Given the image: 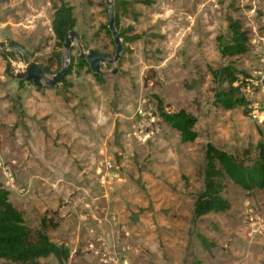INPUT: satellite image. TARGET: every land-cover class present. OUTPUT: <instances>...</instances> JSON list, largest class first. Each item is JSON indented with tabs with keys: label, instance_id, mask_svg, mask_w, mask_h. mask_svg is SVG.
I'll return each mask as SVG.
<instances>
[{
	"label": "rangeland",
	"instance_id": "rangeland-1",
	"mask_svg": "<svg viewBox=\"0 0 264 264\" xmlns=\"http://www.w3.org/2000/svg\"><path fill=\"white\" fill-rule=\"evenodd\" d=\"M65 1L77 21L68 53L77 58L81 43L112 58V37L103 28L108 5ZM113 1L127 39L117 62L101 63L102 81L75 59L64 84L37 88L24 80L19 87L7 58L15 71L26 62L0 53V183L32 241L44 218L49 238L70 250L63 262L50 255L41 264H104L89 248L91 227L110 256L126 264H264V188L246 190L226 179L222 195L230 208L193 215L206 144L246 161L264 143V0ZM59 2L0 0V40L22 44L50 69L47 77L67 57L51 28ZM229 18L246 33L244 54L218 51ZM228 63L247 74L245 107L214 103L212 72ZM139 106L154 121L140 120ZM160 109L194 115L196 139L182 142ZM133 126L150 132L146 141ZM198 234L213 245L204 246Z\"/></svg>",
	"mask_w": 264,
	"mask_h": 264
},
{
	"label": "trees",
	"instance_id": "trees-1",
	"mask_svg": "<svg viewBox=\"0 0 264 264\" xmlns=\"http://www.w3.org/2000/svg\"><path fill=\"white\" fill-rule=\"evenodd\" d=\"M59 1V4L54 7L51 28L56 46L63 48L67 32L75 30L77 21L73 6L65 0ZM140 1L147 4L150 3V0ZM107 24L103 28L106 33L110 34ZM115 27L120 38L123 40L127 39L125 32L128 29L119 27V19L116 14ZM241 28L239 20L228 19L227 35L218 36L217 38L218 51L221 55L236 56L247 51V36ZM31 54L34 57L33 53ZM7 55L11 56L12 53L8 52ZM60 58L61 52H58L57 61ZM75 59L78 67L86 66L87 70L92 72L85 59L79 55L75 58L69 53L67 72L62 78L61 84H64L66 76L72 73ZM41 68L45 73L50 72L47 67L41 66ZM92 73L97 81H102L101 73ZM212 75L218 85L214 93V103L217 106L231 109L248 105V100L241 91L246 84L244 79L247 74L244 75L241 70L228 63L213 70ZM17 80L20 87L24 79L17 78ZM159 116L164 123L179 132L182 142H192L196 139L198 135L195 130L197 118L194 115L183 109L175 112H167L160 109ZM204 157L203 188L196 195L193 203V215L195 218L210 212H224L230 208V202L222 195L226 179L246 190L264 188V143L260 142L257 144L255 158L245 161L218 148L214 143L208 142L205 146ZM46 228V220L42 218L40 228L36 230V239L32 241L23 214L9 200V191L0 183V260L4 259L18 264H41L40 258L53 255L58 262L65 261L70 255L69 248L64 244H57L51 240ZM197 237L204 246L213 245L211 242L208 243L207 238L202 234H198Z\"/></svg>",
	"mask_w": 264,
	"mask_h": 264
},
{
	"label": "water",
	"instance_id": "water-1",
	"mask_svg": "<svg viewBox=\"0 0 264 264\" xmlns=\"http://www.w3.org/2000/svg\"><path fill=\"white\" fill-rule=\"evenodd\" d=\"M107 5L108 12V29L110 31L112 41L114 44V55L112 58H107L102 56L96 50L92 48L84 49L81 43H78L79 46V56L86 60L89 65V68L94 73H101L100 65L101 63H115L120 57L122 50L121 38L118 34V31L115 27V3L113 0H103ZM77 39V33L75 30H70L67 32L65 36V40L63 42V48L65 49L66 59L65 64L56 71L51 77H47L45 71L41 68L39 63L35 60L32 54L20 43L10 40L7 42L0 40V53L7 58V53H13L17 58L23 59L26 62V68L23 71H15V69L11 66V61L7 58V70L16 78H22L26 81L32 82L34 86L37 88H41L43 86L55 88L61 80L63 76L67 72L68 62H69V50L73 44V41ZM112 72H116L115 69Z\"/></svg>",
	"mask_w": 264,
	"mask_h": 264
},
{
	"label": "built area",
	"instance_id": "built-area-1",
	"mask_svg": "<svg viewBox=\"0 0 264 264\" xmlns=\"http://www.w3.org/2000/svg\"><path fill=\"white\" fill-rule=\"evenodd\" d=\"M135 115H137L138 117H140L143 119H147L149 117V120L152 122L154 121V116L151 115L149 112H145V110L142 108V106H139L137 108V110L135 111ZM148 115V116H146ZM255 116L258 117V115L255 113ZM260 121H262V119L260 118ZM149 123V122H148ZM135 130H133V135L136 136L137 139H139L140 141L144 142L146 141L147 137L150 135V132L145 130V128L140 127L141 130H139V127H135ZM139 132V133H138ZM107 165L109 168H111V164L107 162ZM94 228L91 227V235H93V237L91 238V241L89 242V248L91 249V252L98 257V259H100L102 261V263L104 264H126L125 260L123 262L120 261L118 258H112L110 256L111 253V248L109 245H107L108 243L105 242V239L102 235H95L94 234Z\"/></svg>",
	"mask_w": 264,
	"mask_h": 264
}]
</instances>
